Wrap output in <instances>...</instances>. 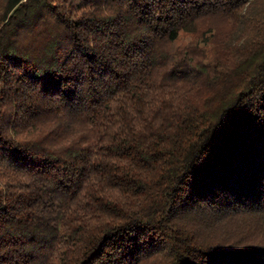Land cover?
<instances>
[{
    "label": "trees",
    "instance_id": "obj_1",
    "mask_svg": "<svg viewBox=\"0 0 264 264\" xmlns=\"http://www.w3.org/2000/svg\"><path fill=\"white\" fill-rule=\"evenodd\" d=\"M0 264H264V0H0Z\"/></svg>",
    "mask_w": 264,
    "mask_h": 264
},
{
    "label": "rangeland",
    "instance_id": "obj_2",
    "mask_svg": "<svg viewBox=\"0 0 264 264\" xmlns=\"http://www.w3.org/2000/svg\"><path fill=\"white\" fill-rule=\"evenodd\" d=\"M190 38V37H189ZM189 38H187V39H189Z\"/></svg>",
    "mask_w": 264,
    "mask_h": 264
}]
</instances>
